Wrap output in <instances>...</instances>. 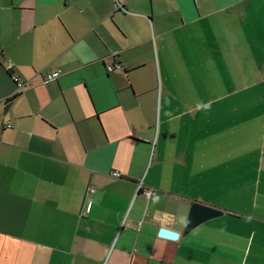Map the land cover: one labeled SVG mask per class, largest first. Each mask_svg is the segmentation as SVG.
<instances>
[{
  "label": "crops",
  "instance_id": "1",
  "mask_svg": "<svg viewBox=\"0 0 264 264\" xmlns=\"http://www.w3.org/2000/svg\"><path fill=\"white\" fill-rule=\"evenodd\" d=\"M0 264H264V0H0Z\"/></svg>",
  "mask_w": 264,
  "mask_h": 264
},
{
  "label": "water",
  "instance_id": "2",
  "mask_svg": "<svg viewBox=\"0 0 264 264\" xmlns=\"http://www.w3.org/2000/svg\"><path fill=\"white\" fill-rule=\"evenodd\" d=\"M221 214H222V211L216 207L205 205L203 203L194 201L190 205L189 214H188L182 235L187 234L189 231H191L194 227H196L200 223L210 218L219 216ZM158 236L168 238V239H177L179 236V233L161 227L158 230Z\"/></svg>",
  "mask_w": 264,
  "mask_h": 264
},
{
  "label": "built area",
  "instance_id": "3",
  "mask_svg": "<svg viewBox=\"0 0 264 264\" xmlns=\"http://www.w3.org/2000/svg\"><path fill=\"white\" fill-rule=\"evenodd\" d=\"M115 9H120V5H116L115 6ZM120 65L119 64H116V65H113V66H108L107 67V70L108 71H111L113 68H119ZM8 70L11 69V64H8L7 66ZM60 76V71L59 70H55V71H52V72H48V73H45L42 77L43 79V82H48V81H52V80H56L58 77ZM12 79L15 81L16 83V93H19L21 91H23V89H25L26 87V84L25 82L19 80L15 75H11ZM114 176H118V173H114ZM138 190L146 197V198H150V197H153L155 194H156V190L155 189H152V188H148V189H143L142 188V185L139 184L138 186ZM93 192V188L92 187H89L88 188V194H91ZM91 204V200L88 199L87 201V209L89 207V205ZM87 209H84V211H82V215L85 214V212L87 211Z\"/></svg>",
  "mask_w": 264,
  "mask_h": 264
},
{
  "label": "trees",
  "instance_id": "4",
  "mask_svg": "<svg viewBox=\"0 0 264 264\" xmlns=\"http://www.w3.org/2000/svg\"><path fill=\"white\" fill-rule=\"evenodd\" d=\"M11 100H12V98L8 99V101H7V102H9V101H11Z\"/></svg>",
  "mask_w": 264,
  "mask_h": 264
}]
</instances>
